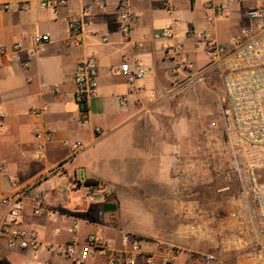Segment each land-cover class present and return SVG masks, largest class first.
<instances>
[{"label":"crops","instance_id":"crops-1","mask_svg":"<svg viewBox=\"0 0 264 264\" xmlns=\"http://www.w3.org/2000/svg\"><path fill=\"white\" fill-rule=\"evenodd\" d=\"M43 1L0 0V47L22 45L19 59L0 67V160L10 170L9 175L0 172V200L23 191L22 224L38 231L45 244L72 238L85 244L97 234L122 248L126 236H135L144 241L138 264H148L146 253L160 264L171 248L179 250L173 264H219L206 258L224 253L205 229L224 217L210 207L206 186L188 187V174L179 171L203 147L202 120L188 110L206 98L208 67L222 69L224 81V67L205 55L202 34L226 45L242 29L256 33L248 11L264 0H237L213 25L206 19V0H131L138 19L129 38L121 32L119 0H105V7L71 0L56 9L42 7ZM17 5L26 7L14 9ZM87 5L92 8L84 12ZM71 17L83 21L79 35L71 32ZM167 26L174 30L172 38H153ZM46 33L51 35L47 51L34 53V37ZM90 56L99 65L98 95L89 101L85 122L73 76L78 62ZM128 58L143 62L148 70L143 79L133 81L120 71ZM78 177L112 187L109 204L116 210L107 213L100 204L78 207L70 192V200L62 202ZM37 195L45 200L38 216L33 214ZM197 203L204 215L194 216ZM6 213L0 202V220ZM0 264L71 262L45 248H10L0 234ZM86 264L105 262L92 257Z\"/></svg>","mask_w":264,"mask_h":264},{"label":"built area","instance_id":"built-area-1","mask_svg":"<svg viewBox=\"0 0 264 264\" xmlns=\"http://www.w3.org/2000/svg\"><path fill=\"white\" fill-rule=\"evenodd\" d=\"M71 0H44L41 6L56 9L68 5ZM100 7H105V0H93ZM141 1V0H136ZM237 0H206V19L213 25L217 19L229 15L231 6ZM3 8L12 6L4 5ZM25 5L14 6L23 9ZM92 5L84 7L89 12ZM120 28L123 35L130 37L134 24L138 19L137 13L131 7V0H119ZM170 15L174 8L170 2L166 5ZM248 18L257 24V32L242 29L232 35L228 44H220L208 33L202 34L205 43V55L214 64L224 67V90L228 100V108L223 113L222 125L211 123L203 132L202 153L195 155L185 168L179 171L187 173V186L201 188L222 181L217 189L218 193L229 194L231 204L238 206L231 212L237 221V231L230 237L221 221V226L214 228L210 222L207 230L212 243L221 247L227 242L239 243L240 246L262 241L264 248V2H259L248 11ZM178 20V17L175 16ZM84 24L80 18H70V28L73 35H79ZM174 36V30L167 26L155 32L156 40L169 39ZM106 41V40H105ZM51 42L49 33L34 37V53L43 54ZM137 46H141L140 43ZM21 44H14L11 48L0 47V67L13 63L19 59ZM181 52L182 48H178ZM98 61L90 56L78 62L74 82L77 88L76 101L87 121L89 101L98 95ZM120 71L131 77L133 81L143 79L148 70L138 59H126L120 66ZM200 78L192 81L197 83ZM155 96L152 95V98ZM81 144H76L80 148ZM0 172L9 175V167L0 160ZM13 184L17 178H12ZM184 186V184H183ZM72 193L77 206H86L88 210L96 204L105 205L111 202L114 189L100 182L91 183L83 177L76 178L69 189L63 192V201L70 200L68 193ZM1 204L7 208L4 219L0 220V234L8 239L10 248H19L32 252L41 249L53 250L64 254L71 264H86L92 257H100L105 264H138V257L143 255L144 241L135 236H126L122 248H116L103 237L93 234L85 244L75 238L66 243L56 245L45 244L38 231L23 226L22 217L25 209L23 191L3 196ZM194 216L205 214V210L197 203L194 206ZM45 211L43 196L37 195L33 207V214L38 216ZM90 212V211H88ZM209 216H212L209 214ZM77 229L74 225L72 232ZM220 231V232H219ZM221 233V234H219ZM220 236V237H219ZM160 247V244H156ZM162 257L160 264H173L179 250L171 248ZM212 260V256H207ZM148 264H156L155 256L145 254Z\"/></svg>","mask_w":264,"mask_h":264},{"label":"rangeland","instance_id":"rangeland-1","mask_svg":"<svg viewBox=\"0 0 264 264\" xmlns=\"http://www.w3.org/2000/svg\"><path fill=\"white\" fill-rule=\"evenodd\" d=\"M206 60L210 61L207 57ZM205 72L207 85L205 90L207 94L206 98L204 101H200V104L196 107L188 110L189 116L193 117V114H198L199 118L202 120V125L199 124L203 127L202 133L212 122L217 125H222L223 113L228 108L222 69L210 66ZM213 100H215L216 104H214ZM220 185H222V181H217L206 186V190L208 191L207 194L209 193L208 202L211 208L217 210L218 214L214 212L215 215L217 214L216 216H221V218L224 217L222 220V222H224L223 226L226 229V234L230 237L238 229L237 221L231 216V212L238 206H234V204L230 203V200L228 199L229 194L217 192ZM124 221L128 224H134L133 220L130 218H125ZM212 225L216 229L218 228V225L221 226V221L213 220ZM222 248L224 255L220 257L212 256V260L218 261L219 264H264V248L261 240H258L257 243L248 244L246 246H240L239 243L226 241L225 245L218 247L217 250H221Z\"/></svg>","mask_w":264,"mask_h":264},{"label":"water","instance_id":"water-1","mask_svg":"<svg viewBox=\"0 0 264 264\" xmlns=\"http://www.w3.org/2000/svg\"><path fill=\"white\" fill-rule=\"evenodd\" d=\"M103 208L105 212L111 213L116 210V205L115 204H105Z\"/></svg>","mask_w":264,"mask_h":264},{"label":"trees","instance_id":"trees-1","mask_svg":"<svg viewBox=\"0 0 264 264\" xmlns=\"http://www.w3.org/2000/svg\"><path fill=\"white\" fill-rule=\"evenodd\" d=\"M89 182H91V183H96L95 181H89Z\"/></svg>","mask_w":264,"mask_h":264}]
</instances>
